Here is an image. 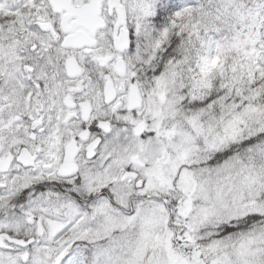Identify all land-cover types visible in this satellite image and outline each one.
<instances>
[{
  "label": "snow or ice",
  "instance_id": "1",
  "mask_svg": "<svg viewBox=\"0 0 264 264\" xmlns=\"http://www.w3.org/2000/svg\"><path fill=\"white\" fill-rule=\"evenodd\" d=\"M0 264H264V0H0Z\"/></svg>",
  "mask_w": 264,
  "mask_h": 264
}]
</instances>
